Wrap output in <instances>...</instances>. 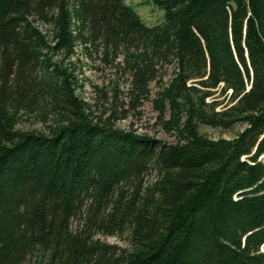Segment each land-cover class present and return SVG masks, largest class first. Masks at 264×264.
Returning <instances> with one entry per match:
<instances>
[{"label": "trees", "instance_id": "obj_1", "mask_svg": "<svg viewBox=\"0 0 264 264\" xmlns=\"http://www.w3.org/2000/svg\"><path fill=\"white\" fill-rule=\"evenodd\" d=\"M152 2L154 27L125 0H0V264H264V0ZM78 49L121 55L135 100L155 82L175 142L92 118Z\"/></svg>", "mask_w": 264, "mask_h": 264}, {"label": "rangeland", "instance_id": "obj_2", "mask_svg": "<svg viewBox=\"0 0 264 264\" xmlns=\"http://www.w3.org/2000/svg\"><path fill=\"white\" fill-rule=\"evenodd\" d=\"M134 12L141 18L142 22L148 27H154L164 22V12L156 7L152 0H125ZM41 32H44L47 26L41 23H35ZM75 59L76 68L79 75V87L76 88V95L82 98L89 106L92 118L97 121H105L109 119L111 124L119 129L125 131H132L138 135H145L167 144L175 142L173 135L165 133L158 119V114L153 108L152 100L155 98L156 83H150V93L146 99H134V91L130 85L131 78L129 72L125 69L123 57L113 54L105 57L100 51L91 50L90 56H83L80 50H77ZM81 70V74L79 73ZM172 67H159L158 82L166 83L172 75ZM212 98H216L221 105L217 108L220 109L224 105H228V97L215 93ZM211 102V99H209ZM167 118V115H166ZM33 120L27 119L21 128H36ZM244 129V125H236L229 131L200 126L199 131L208 139H233L237 133ZM264 162V157H263ZM152 171H149L145 180L153 179ZM79 229L78 220L71 222V230ZM100 241L116 245L120 248L126 247L124 238L116 236H102L97 235ZM264 252V245L260 249ZM26 264H33V260H28Z\"/></svg>", "mask_w": 264, "mask_h": 264}, {"label": "water", "instance_id": "obj_3", "mask_svg": "<svg viewBox=\"0 0 264 264\" xmlns=\"http://www.w3.org/2000/svg\"><path fill=\"white\" fill-rule=\"evenodd\" d=\"M250 89V86L247 88V91Z\"/></svg>", "mask_w": 264, "mask_h": 264}]
</instances>
